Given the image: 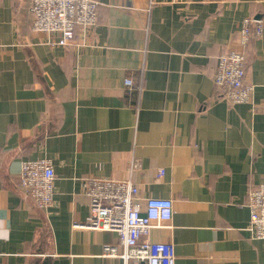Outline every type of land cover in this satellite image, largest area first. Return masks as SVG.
<instances>
[{
  "label": "crops",
  "instance_id": "0c3cea01",
  "mask_svg": "<svg viewBox=\"0 0 264 264\" xmlns=\"http://www.w3.org/2000/svg\"><path fill=\"white\" fill-rule=\"evenodd\" d=\"M98 1L97 25L61 46L31 29L32 0H0V264H120L103 255L118 234L82 226L91 178L173 200L150 237L174 243L176 264H264L247 206L264 181V31L244 48L251 102L214 81L244 19L264 24V0ZM42 157L48 209L20 185L22 161Z\"/></svg>",
  "mask_w": 264,
  "mask_h": 264
},
{
  "label": "built area",
  "instance_id": "2783aa9c",
  "mask_svg": "<svg viewBox=\"0 0 264 264\" xmlns=\"http://www.w3.org/2000/svg\"><path fill=\"white\" fill-rule=\"evenodd\" d=\"M187 1V0H176ZM98 0H32L31 29L48 36L52 45H75L77 37H86L98 23ZM264 24L249 16L238 30L240 48L222 52L218 57L214 81L222 98L230 104L251 102L255 86L246 80L245 46L252 33L261 36ZM131 87V79L126 80ZM138 164L132 158L129 170ZM163 174L162 170L159 172ZM56 172L51 158L26 159L21 163L20 185L41 208L55 201ZM89 214L82 225L93 230L118 234V244H105L104 256L118 257L120 264H176L173 242L153 241L151 229L164 226L174 214L173 200L139 196V187L131 178H91L87 180ZM143 199V200H142ZM250 209L248 230L254 238H264V181L248 191Z\"/></svg>",
  "mask_w": 264,
  "mask_h": 264
}]
</instances>
